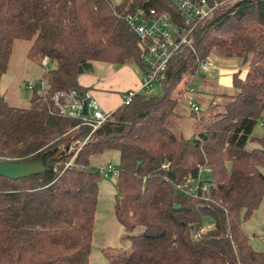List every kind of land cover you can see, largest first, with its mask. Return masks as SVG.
<instances>
[{"label": "trees", "instance_id": "1", "mask_svg": "<svg viewBox=\"0 0 264 264\" xmlns=\"http://www.w3.org/2000/svg\"><path fill=\"white\" fill-rule=\"evenodd\" d=\"M151 8L181 23L170 0H0V76L17 40L30 42L33 63L55 62L27 106L0 95V162L45 161L61 150L40 173L0 177V264H93L101 173L90 160L108 150L119 154L114 214L129 245L102 248L105 264H264L242 225L264 195V134H253L264 125V0H234L198 21L190 48L168 61L161 95L138 90L92 132L87 117L62 110L72 90L87 91L78 77L94 62L145 72L126 18ZM210 53L237 58L245 76H233L234 91L209 113L189 105L196 123L191 136L178 135L169 124L181 101L176 87L203 73L199 63ZM202 169L210 179L187 193ZM206 217L211 225L202 230Z\"/></svg>", "mask_w": 264, "mask_h": 264}, {"label": "rangeland", "instance_id": "2", "mask_svg": "<svg viewBox=\"0 0 264 264\" xmlns=\"http://www.w3.org/2000/svg\"><path fill=\"white\" fill-rule=\"evenodd\" d=\"M112 1L118 3L120 0ZM29 45V41L17 40L14 42L7 71L0 76V95H3L9 104L20 107H25L29 103L31 91L26 85L37 83L38 87L41 88L42 72L45 69H51L54 63L49 61L47 65L39 66L30 61L26 56ZM207 58L213 65L208 72L199 73L192 77L185 76L176 87L175 95H178L181 101L176 106L178 115L172 117L169 124L171 129L178 135L191 136L193 124L196 123L197 116L191 115L190 103L193 102L198 105L200 109L197 113L198 116L209 113V105L222 100L220 94L234 91L233 76L235 74L240 78L245 76L246 66L237 58H225L214 53H210ZM93 64H96V62ZM88 74H92V72ZM145 91H147L145 94L148 96H158L162 94V86L160 82H156L152 88ZM260 122L254 127L253 134L256 136L264 134V129L260 125L262 122ZM253 145V143H250L248 146L252 147ZM60 152V149L52 150L46 161H52L51 159ZM90 163L101 169L102 173L98 183L89 261L93 264H105L106 260L102 248L127 247L129 245L126 233L114 214L119 154L115 150H108L103 154L91 157ZM109 166L113 168V171L108 169ZM209 179L210 175L207 169H202L198 178L193 180L190 186L196 189L199 181ZM210 225L211 220L206 217L202 230ZM242 225L250 237L252 247L255 250L264 252V195L260 205L248 219L243 221ZM141 231V226L136 227L132 234H138Z\"/></svg>", "mask_w": 264, "mask_h": 264}, {"label": "built area", "instance_id": "3", "mask_svg": "<svg viewBox=\"0 0 264 264\" xmlns=\"http://www.w3.org/2000/svg\"><path fill=\"white\" fill-rule=\"evenodd\" d=\"M178 9V17L181 23H176L166 13H158L151 8L148 11L137 9L126 18L130 29L138 37V47L140 50V59L145 65L146 70L141 81L139 89L127 90L121 96V104H128L138 90H149L156 82H159L168 61L172 56L181 52L183 48H190V34L196 23L201 21L218 10L229 7L234 0L212 1L209 0H170ZM48 60L44 59L42 64L47 65ZM213 67L212 62L206 58L200 61L199 71L208 72ZM41 86L45 82L40 80ZM34 83L27 84L29 90ZM86 103L87 114H82V106ZM190 109L197 112L199 107L195 103L190 104ZM63 112L69 116L87 117L88 124L94 131L102 122H104L110 113L103 112L97 102L90 97L88 92L79 95L76 90L69 94L68 104L63 107ZM264 126V125H263ZM109 170L112 168L109 166ZM100 173L102 170L99 169ZM183 189V188H182ZM202 190L209 191V187L204 184ZM195 189L191 186L187 193H193Z\"/></svg>", "mask_w": 264, "mask_h": 264}, {"label": "crops", "instance_id": "4", "mask_svg": "<svg viewBox=\"0 0 264 264\" xmlns=\"http://www.w3.org/2000/svg\"><path fill=\"white\" fill-rule=\"evenodd\" d=\"M54 67L55 62L52 68ZM93 70L92 74L80 75L78 83L87 88L90 97L106 113H111L121 105L123 92L139 89L144 77L142 70L130 65L117 67L110 63L96 62L93 64ZM262 127L264 129V126Z\"/></svg>", "mask_w": 264, "mask_h": 264}, {"label": "water", "instance_id": "5", "mask_svg": "<svg viewBox=\"0 0 264 264\" xmlns=\"http://www.w3.org/2000/svg\"><path fill=\"white\" fill-rule=\"evenodd\" d=\"M82 114H87L86 103L82 106ZM53 164V161H44L39 159L33 162H15V161H1L0 162V177H7L9 179H18L28 177L31 174L40 173Z\"/></svg>", "mask_w": 264, "mask_h": 264}]
</instances>
